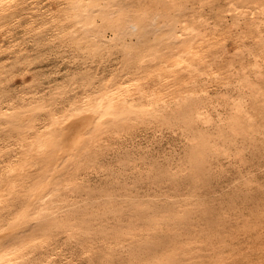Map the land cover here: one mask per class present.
Here are the masks:
<instances>
[{"label": "bare ground", "instance_id": "6f19581e", "mask_svg": "<svg viewBox=\"0 0 264 264\" xmlns=\"http://www.w3.org/2000/svg\"><path fill=\"white\" fill-rule=\"evenodd\" d=\"M0 264H264V0H0Z\"/></svg>", "mask_w": 264, "mask_h": 264}]
</instances>
